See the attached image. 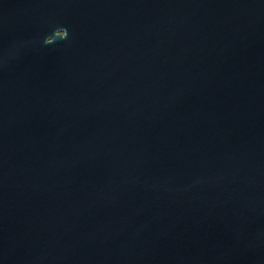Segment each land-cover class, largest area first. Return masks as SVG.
<instances>
[{"label": "water", "instance_id": "water-1", "mask_svg": "<svg viewBox=\"0 0 264 264\" xmlns=\"http://www.w3.org/2000/svg\"><path fill=\"white\" fill-rule=\"evenodd\" d=\"M0 264H264V0H0Z\"/></svg>", "mask_w": 264, "mask_h": 264}]
</instances>
